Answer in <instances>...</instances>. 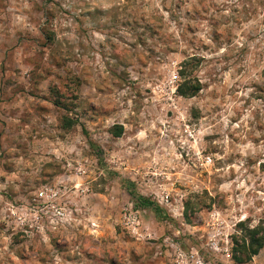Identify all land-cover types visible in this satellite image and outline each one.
I'll return each instance as SVG.
<instances>
[{
  "label": "rangeland",
  "instance_id": "obj_1",
  "mask_svg": "<svg viewBox=\"0 0 264 264\" xmlns=\"http://www.w3.org/2000/svg\"><path fill=\"white\" fill-rule=\"evenodd\" d=\"M250 230L264 0H0V264H264Z\"/></svg>",
  "mask_w": 264,
  "mask_h": 264
},
{
  "label": "trees",
  "instance_id": "obj_2",
  "mask_svg": "<svg viewBox=\"0 0 264 264\" xmlns=\"http://www.w3.org/2000/svg\"><path fill=\"white\" fill-rule=\"evenodd\" d=\"M71 121L69 119H66L64 121V126L69 127L70 126ZM84 130V129H83ZM121 132V127L120 126H114V133L116 135H118ZM148 205L152 204L154 205L153 202H147ZM155 209H157L158 207L156 205H154ZM159 212H161V210L158 208ZM255 230H250V232H252V234H250V240L248 242V245L242 246V253H240V257H235L238 261H245V260H249L252 255L257 254L258 250L263 246L264 243V231L260 232L258 235L257 234H253Z\"/></svg>",
  "mask_w": 264,
  "mask_h": 264
}]
</instances>
